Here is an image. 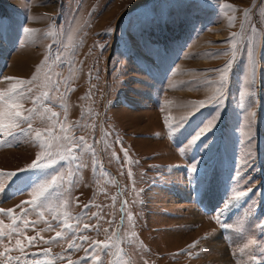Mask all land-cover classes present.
Segmentation results:
<instances>
[{
  "label": "rangeland",
  "instance_id": "obj_1",
  "mask_svg": "<svg viewBox=\"0 0 264 264\" xmlns=\"http://www.w3.org/2000/svg\"><path fill=\"white\" fill-rule=\"evenodd\" d=\"M16 80L29 119L0 133V209L36 240L5 237L24 251L0 264H264V0H0V112Z\"/></svg>",
  "mask_w": 264,
  "mask_h": 264
},
{
  "label": "snow or ice",
  "instance_id": "obj_2",
  "mask_svg": "<svg viewBox=\"0 0 264 264\" xmlns=\"http://www.w3.org/2000/svg\"><path fill=\"white\" fill-rule=\"evenodd\" d=\"M245 15L247 16V13H245ZM234 54H235V46H233V55ZM249 56H251V53H249ZM230 68H231V63L227 64L224 68L219 70L221 75L219 77V80L217 81V93H216V96L213 97V99H218L219 97L223 96L224 85L227 81V76H228V72H229ZM35 79H36V77L34 76L33 80H35ZM30 83H32V81L16 80L15 83L12 85V87L10 89L12 95L8 97L10 103L8 104L7 109L0 112V133H3L6 129H11L12 127H18L19 121L21 119H25V120L29 119V117H23L21 112L19 110H16V109H18L20 107V104L18 103V99L24 98L25 91H26L24 86H26L27 84H30ZM57 86H58V84H57ZM27 91H30V89H27ZM2 102H3V94H0V103H2ZM36 102H37L36 100L33 101V103H36ZM201 104H203V102H201ZM52 115L55 116L56 113H53ZM4 119L7 120V124L3 123ZM29 127H31V125H29ZM212 127H214V125L210 124L207 127L201 129L200 132L192 140V143L195 144V142L197 140H199L202 135H205L208 131H210ZM36 135L39 137L40 133H37ZM13 139H16V137H13ZM64 139L68 140L69 143L71 144V140L69 137L65 136ZM80 142L84 143L83 137L80 138ZM41 147L46 149L48 147V145L41 144ZM68 152L71 154L72 149L69 148ZM46 155L50 156V153H47V152L39 153L37 155L36 162H34L31 165V167L36 168V169H41V170H45V169L52 167L51 163H47V162L41 163V161L44 159V157ZM69 158H74V157L72 155H69ZM190 172H192V173L195 172V165H193L191 167ZM14 175H15V173H0V179H2L4 176H7L9 179H11ZM55 186H56V178H55V173H53L52 178H51V183H49L48 181H42V182H37L33 186V191H32L33 199L30 201H27L25 203L30 204L33 209L45 208L48 205V199H49V195H50L49 188L55 187ZM3 191H4V185L0 184V192H3ZM237 195L243 196V195H245V193L240 192ZM86 207H88V206H86ZM0 213H4L12 221L11 224H5L2 220H0V243L3 242V239L5 237H7L9 240H11L13 238V235H15L16 237L24 235V238L28 241V244L30 246L34 244L36 237H27L24 234V232L21 230V227H20V225H23V228L25 230L29 227V221H27V219L25 218L27 213L22 212L19 218H17L16 216L13 215V210H8L7 212H5L4 209H0ZM40 215L42 216L43 213L41 212ZM54 219H58V217H54ZM18 220H19V223H18ZM63 223L65 225H67L66 220ZM32 227H35V223H32ZM85 227L87 228L88 226L85 225ZM5 229H7V232H5ZM49 230H52V226L50 224H49ZM61 236H62L61 232L56 233V237H61ZM81 240L83 242H86L87 237L86 236L81 237ZM54 241H55V238H54ZM44 243H50V242L44 241ZM15 245H16L15 249L5 247V251L0 252V257H5L7 253H10L13 250H18L20 252L24 251V247L22 245L21 239L17 238L15 240ZM194 246L195 245H193V247ZM76 247H77V245L75 243L69 244V248H76ZM97 247H100V244H98L97 242H93V251ZM109 247H110V245H108V244L104 245L105 249H107ZM85 251L87 253L89 250L85 249ZM44 255L46 256V255H48V253L45 252ZM87 258L88 257L86 256L85 259H87ZM7 260H8V264H19V260L14 261L11 256H7Z\"/></svg>",
  "mask_w": 264,
  "mask_h": 264
},
{
  "label": "bare ground",
  "instance_id": "obj_3",
  "mask_svg": "<svg viewBox=\"0 0 264 264\" xmlns=\"http://www.w3.org/2000/svg\"><path fill=\"white\" fill-rule=\"evenodd\" d=\"M215 36H217L218 38L221 37V35L219 33H217ZM147 116V115H146ZM199 220L203 221L204 219H201L198 217ZM205 223V222H203ZM207 245L209 247H211V249L220 256V259H216L217 261H222L225 263H228L227 261L229 260V257H227L226 254V248L223 245V243L221 242V240L219 239V234H217L216 236H212L209 241L207 242ZM227 245V244H226ZM227 247V246H226ZM228 250V249H227ZM213 259V258H212Z\"/></svg>",
  "mask_w": 264,
  "mask_h": 264
},
{
  "label": "water",
  "instance_id": "obj_4",
  "mask_svg": "<svg viewBox=\"0 0 264 264\" xmlns=\"http://www.w3.org/2000/svg\"><path fill=\"white\" fill-rule=\"evenodd\" d=\"M111 52H112V50H111Z\"/></svg>",
  "mask_w": 264,
  "mask_h": 264
}]
</instances>
